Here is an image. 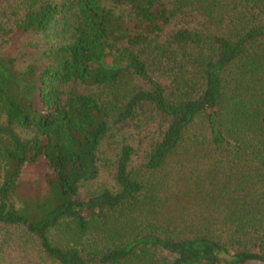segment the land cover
<instances>
[{"label":"trees","instance_id":"1","mask_svg":"<svg viewBox=\"0 0 264 264\" xmlns=\"http://www.w3.org/2000/svg\"><path fill=\"white\" fill-rule=\"evenodd\" d=\"M126 128L115 188L82 196ZM3 227L55 264H264V0L7 4Z\"/></svg>","mask_w":264,"mask_h":264},{"label":"rangeland","instance_id":"2","mask_svg":"<svg viewBox=\"0 0 264 264\" xmlns=\"http://www.w3.org/2000/svg\"><path fill=\"white\" fill-rule=\"evenodd\" d=\"M14 0H0V11L3 10L7 4ZM195 26V24H193ZM22 42L28 46L25 51L36 52L37 47L44 46V39L38 36L23 38ZM36 45L37 47H34ZM19 47L21 45L19 44ZM37 48V49H36ZM79 92H91L92 88L76 87ZM123 129L119 134L112 130L106 139L102 142L99 152V175L95 181L83 187L80 190L82 196L88 191H93L100 187L109 189L115 188L114 172H115V155L117 147L121 142L122 136L126 134ZM139 165V163H136ZM39 166H30L22 174L21 180L27 183V188L31 192L39 191L35 186V180L42 174ZM29 186V187H28ZM0 260L1 264H55L46 258L38 249L35 243H32L22 231L17 229H10L3 227L0 229Z\"/></svg>","mask_w":264,"mask_h":264}]
</instances>
